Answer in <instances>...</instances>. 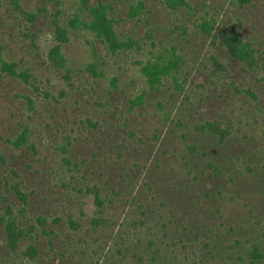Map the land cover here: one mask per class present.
I'll return each mask as SVG.
<instances>
[{"label": "trees", "instance_id": "trees-1", "mask_svg": "<svg viewBox=\"0 0 264 264\" xmlns=\"http://www.w3.org/2000/svg\"><path fill=\"white\" fill-rule=\"evenodd\" d=\"M0 108V264H264V0H0Z\"/></svg>", "mask_w": 264, "mask_h": 264}, {"label": "rangeland", "instance_id": "rangeland-1", "mask_svg": "<svg viewBox=\"0 0 264 264\" xmlns=\"http://www.w3.org/2000/svg\"><path fill=\"white\" fill-rule=\"evenodd\" d=\"M121 10H122V9H121ZM45 34H47V33H45ZM41 43H42L43 45H45V42H43V40H41ZM46 44H47V43H46ZM7 117H8L7 112H6V111H2V109L0 108V118H1V120H6Z\"/></svg>", "mask_w": 264, "mask_h": 264}]
</instances>
